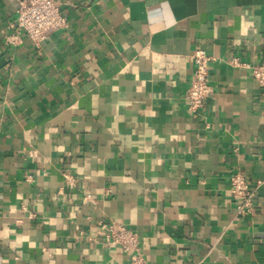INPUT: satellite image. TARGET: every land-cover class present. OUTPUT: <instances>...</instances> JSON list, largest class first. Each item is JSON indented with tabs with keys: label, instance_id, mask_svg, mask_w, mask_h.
<instances>
[{
	"label": "crops",
	"instance_id": "obj_1",
	"mask_svg": "<svg viewBox=\"0 0 264 264\" xmlns=\"http://www.w3.org/2000/svg\"><path fill=\"white\" fill-rule=\"evenodd\" d=\"M56 1L65 25L32 40L0 0V264H132L110 222L143 264H264V0Z\"/></svg>",
	"mask_w": 264,
	"mask_h": 264
},
{
	"label": "built area",
	"instance_id": "obj_2",
	"mask_svg": "<svg viewBox=\"0 0 264 264\" xmlns=\"http://www.w3.org/2000/svg\"><path fill=\"white\" fill-rule=\"evenodd\" d=\"M15 19L12 26L32 40H41L47 32L55 31L65 25L56 0H15ZM194 63L193 78L186 90L185 101L191 112H198L208 98L211 85L208 65L211 58L202 48H195L192 53ZM253 78L264 88V62L250 67ZM230 195L233 199L235 216L242 217L252 211L254 190L248 185L244 174L234 171L230 175ZM105 240L108 244L120 246L124 251H131L132 264H143L137 252V235L128 228L114 222L107 224Z\"/></svg>",
	"mask_w": 264,
	"mask_h": 264
}]
</instances>
